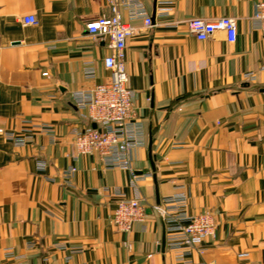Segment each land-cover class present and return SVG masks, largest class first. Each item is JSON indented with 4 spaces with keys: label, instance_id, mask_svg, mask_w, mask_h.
<instances>
[{
    "label": "crops",
    "instance_id": "crops-1",
    "mask_svg": "<svg viewBox=\"0 0 264 264\" xmlns=\"http://www.w3.org/2000/svg\"><path fill=\"white\" fill-rule=\"evenodd\" d=\"M142 1L152 28L121 14L138 28L128 39L125 65L145 125L146 147L134 151L132 166L141 175L147 221L146 229L137 223L122 233L112 222L120 198L113 191L131 198V173L108 169L98 154L75 160L70 132L95 124L74 94L110 78L106 40L86 29L90 20L112 17L110 6L106 0H0V129L20 133L28 128L24 120H33L51 125L57 137L52 144L37 130L17 147L0 134V264H264L258 0H174L171 11L157 14L156 0ZM28 16L38 25L24 23ZM220 17L236 19L235 43L224 33L199 41L189 32L191 19ZM86 67L95 69L94 79L86 78ZM248 73L257 80L247 81ZM73 166L69 185L63 173ZM177 192L187 195L190 213L209 211L217 221L205 254L187 262L163 248L165 229L154 208Z\"/></svg>",
    "mask_w": 264,
    "mask_h": 264
},
{
    "label": "built area",
    "instance_id": "built-area-1",
    "mask_svg": "<svg viewBox=\"0 0 264 264\" xmlns=\"http://www.w3.org/2000/svg\"><path fill=\"white\" fill-rule=\"evenodd\" d=\"M106 1L112 10V17L90 20L86 23V29L92 36L106 40L111 52L103 62L105 69L110 73V78L92 89L74 94L76 105L87 111L96 128L77 127L70 132L77 150L75 160L80 155L98 154L108 169H121L131 173L130 187L133 196L127 198L120 189L115 188L113 193L120 198L112 215V222L117 230L130 233L137 223L143 224L146 229L147 209L140 187L141 175L135 174L132 166L134 151L146 147V134L145 125L136 113V91L128 85L129 77L125 65L128 39L137 34L138 28L122 20L121 10H125L131 20H142L147 28L153 27L154 19L142 0ZM173 3L174 0H156V14L158 11L168 13L172 10ZM23 21L28 25L39 23L35 16L25 17ZM253 21L264 37V0H258ZM187 25L189 32L199 41H207L217 33H224L226 40L231 44L237 41L238 25L236 19L231 17L194 18L189 20ZM44 75L48 76V73ZM85 76L94 79L95 69L86 67ZM245 79L255 82L257 75L248 73ZM24 124L28 128L20 133L0 129V134L17 147L26 146L29 140L34 138V132L37 130L46 134L52 144L56 143V132L51 125L35 123L33 120H24ZM76 172L77 168L74 166L64 171L65 183L70 185ZM109 190L106 189L107 192ZM188 203L187 195L184 192H177L165 197L154 207L164 225L165 248L174 252L176 259L182 262L189 261L195 254L204 255L205 243L215 238L217 231V221L211 212L192 214L189 212ZM126 245L129 249L132 248L130 243L127 242ZM76 252L78 250L73 251ZM6 254L9 257L13 256L10 252ZM70 260L71 257L67 258V261Z\"/></svg>",
    "mask_w": 264,
    "mask_h": 264
},
{
    "label": "water",
    "instance_id": "water-1",
    "mask_svg": "<svg viewBox=\"0 0 264 264\" xmlns=\"http://www.w3.org/2000/svg\"><path fill=\"white\" fill-rule=\"evenodd\" d=\"M94 128H96V124L93 125ZM165 247V241H163V248Z\"/></svg>",
    "mask_w": 264,
    "mask_h": 264
}]
</instances>
